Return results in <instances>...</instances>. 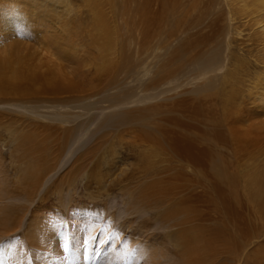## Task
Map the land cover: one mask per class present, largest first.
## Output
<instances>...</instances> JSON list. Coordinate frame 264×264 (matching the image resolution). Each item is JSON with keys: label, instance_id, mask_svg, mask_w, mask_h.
I'll return each mask as SVG.
<instances>
[{"label": "rangeland", "instance_id": "374dc122", "mask_svg": "<svg viewBox=\"0 0 264 264\" xmlns=\"http://www.w3.org/2000/svg\"><path fill=\"white\" fill-rule=\"evenodd\" d=\"M146 1L0 0V25L10 24L0 28V65L11 57L8 51H18L22 59L15 61V67L22 69L23 75L49 72L64 78V90L51 89L39 96L35 94L41 86L37 81L31 90L4 85L0 93V214H5L9 222L3 230L10 229L9 236L0 241L1 264H14L13 257L47 264L40 259L48 256L47 249L58 250V257L50 256L56 260L50 258L51 264H107L108 254L115 255L118 250L113 249L132 237L138 244L132 245L130 252L148 249L158 255L157 260L164 261L162 264H264V21L257 20L263 11L254 12L257 5L251 4L252 0H167V9L158 0ZM96 3L101 5L102 23L97 27L93 14ZM150 7L153 12L147 15ZM187 7L193 9L185 17L172 11ZM140 11H145L146 23ZM56 19L60 22L55 25L68 23L69 30L57 33L47 29V25L55 26L50 24ZM141 23L142 27L149 24L146 32ZM41 37L60 39L64 55L69 56L68 60L73 56L70 63ZM104 42H108L107 48L101 47ZM77 52H84L85 57L77 58ZM212 52L221 54L222 63L224 58L230 59L222 70L201 77L204 60ZM101 58L112 61V72L96 70ZM78 68L86 78L77 75L74 69ZM220 78L237 84L234 108H242L244 117L236 123L235 137L240 145L245 143L246 150L241 154L239 151L235 158L230 156L231 147H220L229 155L222 156L234 164L225 165L226 169L238 174L237 185L228 187L220 183L221 176L217 180L191 165L159 162L150 154L151 144L143 141L139 132L143 124L145 132L157 135L163 117L176 116L184 123L189 120L188 125L181 127L167 120L166 126L199 136L203 130L212 134L210 122L200 120L204 111L195 110L197 104L203 108L202 103L192 99L212 79ZM18 83L27 85L26 79ZM182 98L190 99L188 108L195 111L194 116L200 113L195 116L197 120L184 116L179 108L171 110L172 103ZM249 108L256 112H247ZM158 136L164 138L166 134ZM254 136L260 141L251 142L256 140H251ZM208 137L217 146L216 138ZM166 141L169 144L170 140ZM215 148L203 152L204 165L210 163L211 154L217 157ZM40 162L51 168L46 182L44 175L37 180L34 164ZM159 168L163 174L153 176ZM231 186L235 191L239 188L238 194L230 191ZM253 189L263 194L253 195L257 191ZM110 225L112 241L106 240L100 246L101 235L108 233ZM92 230L94 240L90 243L86 234L91 236ZM185 234L190 243H183ZM209 235L214 243L208 251L211 256L188 250L197 238L204 243ZM65 244L69 252L64 251ZM75 252L84 262L72 259ZM139 257L132 260L141 264ZM129 259L123 258L120 263L134 264ZM116 263L117 259L112 262Z\"/></svg>", "mask_w": 264, "mask_h": 264}, {"label": "bare ground", "instance_id": "6f19581e", "mask_svg": "<svg viewBox=\"0 0 264 264\" xmlns=\"http://www.w3.org/2000/svg\"><path fill=\"white\" fill-rule=\"evenodd\" d=\"M150 1H152V0H149V3H150ZM155 1V0H154ZM154 1H153V3H154ZM159 1V4L163 7V6H165V7H163V8H166V6H167V4H166V2H167V0H158ZM172 1H174V0H172ZM176 1H178V0H176ZM181 1V0H180ZM188 1V0H187ZM199 0H197V2H198ZM204 1V0H203ZM206 1V0H205ZM243 1H247V0H243ZM143 2H147L146 0H142V3ZM157 2V1H156ZM190 2V1H189ZM188 2V3H189ZM192 2H195V0L194 1H192ZM191 2V3H192ZM207 2V1H206ZM136 3V2H135ZM169 3H170V1H169ZM172 3V2H171ZM176 3V2H175ZM175 3H172V4H175ZM180 3V2H179ZM190 3V5L192 6L193 5V3L191 4ZM196 3V2H195ZM194 3V4H195ZM199 3V2H198ZM251 4H256L257 5V9H255L254 10V12H262L263 11V13L261 14V17L260 18H258L257 20L259 21V22H262V21H264V0H252V3ZM139 5V4H138ZM183 5V4H182ZM181 5V7H183ZM189 4H187V6H188ZM189 5V6H190ZM196 5H198V4H196ZM195 5V6H196ZM101 6V5H100ZM100 6L98 5V3H96V6H95V8L94 9H96V10H94L93 11V14H94V18H95V26L97 27V26H100L102 23H101V17H100ZM134 6V5H133ZM156 6H158L157 4H156ZM176 6L177 7H179L178 6V4L176 3ZM175 5H172V7H176ZM185 6V5H184ZM136 7V6H135ZM143 7H145V6H143ZM171 7V6H170ZM186 7V6H185ZM137 8V7H136ZM140 8V7H139ZM158 8H159V6H158ZM180 8V7H179ZM122 9H123V7H122ZM140 9H142V7L140 8ZM149 9H151V7L149 8ZM148 9V11H146V14L147 15H149V13H147V12H153L152 11V9H151V11ZM154 9H156V8H154ZM167 9V8H166ZM173 9V8H172ZM185 9V8H184ZM182 9V10H179V12H178V9H176V8H174V10H172V11H174L175 13H178L180 16H182V17H185L188 13H189V11H191V9H193V7H187V9ZM116 10V9H115ZM127 10V9H126ZM134 10H135V8H134ZM164 10V9H163ZM135 11H137V10H135ZM145 11H140L142 14H141V18L143 19H141L140 17V19L144 22V23H146V20H145ZM1 12V11H0ZM132 12V11H131ZM154 12H156V11H154ZM203 12V11H202ZM127 13H128V11H127ZM158 13V12H157ZM169 13V12H168ZM129 14V13H128ZM144 14V15H143ZM172 14V13H171ZM67 14H65V16H66ZM140 15V14H139ZM178 15V16H179ZM130 16V15H129ZM131 16H132V14H131ZM133 16H134V14H133ZM132 16V17H133ZM154 16H156V15H154ZM170 16V15H169ZM178 17V18H182V17ZM188 16V15H187ZM160 17H161V15H160ZM62 19L64 18L63 16L61 17ZM129 18H131V17H129ZM187 18V17H186ZM148 20L147 21H149L150 19H149V17L147 18ZM0 20H2V18L0 19ZM174 20V19H173ZM178 20V19H177ZM5 21V20H4ZM138 22H139V20H137ZM60 22V20L59 19H56L55 21H53V24L51 25L50 24V26H53V25H55L56 23H59ZM132 22H135V20L133 19V21ZM4 23H6V22H4ZM51 23V22H50ZM148 23V22H147ZM177 23L179 24V23H181L180 21H177ZM49 24V23H48ZM135 24V23H134ZM10 24H4L3 25V23H1V25H0V28L1 29H3L5 26H9ZM47 25V24H46ZM69 24L68 23H64V24H59V25H55V26H53V27H48V25L46 26L47 27V29L49 28L52 32L53 31H56V30H60L61 32H63L64 30L67 32L68 30H69ZM136 26V25H135ZM138 26V25H137ZM148 26H149V24H148ZM148 26L147 27H142V23L140 24V27H141V29L143 28V30H144V32H146V30H145V28H148ZM179 26V25H178ZM151 27V26H150ZM180 28V27H179ZM46 29V28H45ZM150 30H151V28H149ZM57 33H58V31H56ZM65 33V32H64ZM149 32H147L146 34H148ZM150 34V33H149ZM42 39H43V42H45V43H48L49 45H51V47H53V49H56L58 52H61L62 53V55H64V49L61 47V41H60V39H58V38H56V37H41ZM139 42H140V39H139ZM140 44H142V42L140 43ZM108 42H104L103 44H102V46L101 47H103V48H107L108 47ZM183 46L185 45V42L182 44ZM81 46V45H80ZM142 47V46H141ZM141 47L139 48V49H141ZM83 49V51L85 52V50H87L86 48H82ZM84 52H77L76 54H75V56L77 57V58H79V59H83L84 57H85V53ZM8 53H10L9 54V56H13L14 57V59H12L11 57H6V55H5V57H6V60L5 61H3V65H0V93L3 91V86L4 85H6V86H8V87H11V88H15V89H17V90H19V89H22V88H25V89H28V90H31V89H33V86H34V83H35V81H37V82H39V83H41V86L39 87V89L38 90H36L35 91V94H36V96L38 95H40V94H43V93H45L46 91H48V90H51V89H56V90H60V89H62V90H64V78L61 76V75H59V76H57V75H54V73H49V72H46V74H33V75H30V76H28V74H25V75H23L22 74V69H18V67L16 68L15 67V61H19L20 59H22V56L21 55H18V51H8L7 52V54ZM72 55V54H71ZM220 55L221 54H219V53H217V52H212V53H210L206 58H205V60H204V64H203V66H202V70L204 71V73L203 74H201L200 76L202 77H204L205 75H208V74H211V73H215V72H218V71H220V70H222V68H224V65L226 64V61H228L229 59H230V57H227V58H224L225 59V62H223L222 63V61L220 62ZM64 57H65V60H68V57L69 56H67V54L66 55H64ZM72 58H73V56H71V58L68 60V64L70 63V60H72ZM102 59V58H101ZM0 60H1V57H0ZM9 60H13V61H9ZM55 60L57 61V58H55ZM172 60V59H171ZM218 60H219V62H218ZM97 61V60H96ZM167 61V60H166ZM109 62H112V61H108V62H106L105 60H103L102 59V61L100 62L101 64H100V66H95L96 67V70L97 71H99V72H103V71H105V72H112V69H113V67L109 64ZM98 63V62H97ZM215 63H218V64H215ZM230 63V62H229ZM57 64V63H56ZM231 64V63H230ZM78 65V63L75 65V67ZM232 65V64H231ZM167 67V66H166ZM106 69V70H105ZM75 70V72L77 73V75L78 76H81L82 77V79H84V78H86V76L84 75V73L82 72V69L81 68H78V69H74ZM225 71V70H224ZM44 72V73H45ZM159 73V72H158ZM157 74V73H156ZM75 75V73H73L71 76H74ZM230 76H232V75H230ZM196 77H198V76H196ZM223 78V77H222ZM222 78H220V79H218V80H211L210 81V83H208L207 84V86H206V88H204V89H206V90H204L203 89V91H202V93H199V94H197L193 99H192V102H198L199 104L200 103H202L201 105H203V108H202V106H200V105H198L197 103H195V104H197V106H196V108H195V110H197L198 108H200L198 111H204V116L200 119V120H202V121H209L210 122V125L213 127L212 128V134H210V132L209 131H207V130H203V129H201V130H203V132L201 133V136H199V135H197L196 133H194V132H192V131H189V132H186V131H183V130H181V128L179 129V128H177V129H175V128H171V127H168V126H166V121L167 120H169L170 121V123H171V121H173V123L174 124H178V125H180L181 127H183V126H186V125H188V121L186 122V123H184V121H182V120H180L179 119V117H176V116H171V118L170 117H168V116H164L163 117V122L160 124L161 125V128L159 129V132L157 133V135H154L153 133L151 134V133H147V132H145L146 130H144V129H146V127L145 128H143L142 127V125H140L142 128H143V130L141 129V127L139 128V132L141 133L140 134V137H141V135H142V137H143V141H145V142H147V143H150L151 144V146H150V148H153L152 149V151L150 152V154L151 155H153L154 157H156L157 159H158V161L160 162V160H166V161H169V162H171V163H177V165H179V166H193L196 170H199V169H202V171H205V174L207 175V176H211L212 178H218V179H220L219 177L221 176L222 177V180L220 181V183H222V182H225L226 184H227V187L229 186V185H237V181H236V176L238 175L237 173H235L234 171H231V170H227L226 169V166H228V164H232V166H230V167H234V164L233 163H231V162H229L228 160H227V158L226 157H224V156H222L223 154L225 155V156H227L228 154H226V153H223L222 151H224V149H222V150H220V147L221 146H225V147H231V148H229L228 150L232 153V155H230V156H232V157H235V158H237L238 156H237V154H238V152L240 151V154H241V151L242 150H246L245 148H244V146H246L245 145V143L244 144H242V145H240L239 144V142L240 141H238V142H236L237 140V138L235 137L236 136V134L238 133V130H237V128H236V126H237V124L236 123H238V122H241V121H243L244 120V117H243V113H242V108H240L239 107V109L237 108V109H235L234 107H235V105L236 104H234L235 103V101H236V92H237V84L235 83V82H232V80H226V79H222ZM230 78V77H229ZM23 79H26V81H27V85H22L23 83H18V81H21V80H23ZM193 79V78H192ZM205 80H206V78H204ZM160 82V81H159ZM157 83V82H156ZM25 86V87H24ZM195 88H198V87H195ZM179 89V88H178ZM169 90V89H168ZM170 91V90H169ZM197 91V90H196ZM164 92V91H163ZM201 92V91H200ZM32 93H33V91H32ZM180 94V93H179ZM196 94V93H195ZM160 98V97H159ZM44 100V99H43ZM189 100L190 99H185V98H182V99H180L179 101H175V102H173L172 103V105H171V107L170 106H168V107H170L171 108V110H175V109H177V108H179V109H181V111H182V114L184 115V116H186V117H189V118H192V119H194V120H197V118L195 117V116H200V113H195V116L192 114V113H194V112H192L189 108H188V102H189ZM180 101H182V103H180ZM159 108V107H158ZM244 109V108H243ZM168 110V109H167ZM194 110V109H193ZM186 111H188L189 113H185ZM250 111H253V112H256V110H254V109H251V108H249L248 110H247V112H250ZM149 112V111H148ZM144 113V112H143ZM154 113V112H153ZM252 113V112H251ZM126 114V113H125ZM257 114V113H256ZM249 115V114H248ZM254 115H255V113H254ZM258 115V114H257ZM247 116V115H246ZM253 116V115H252ZM191 120V119H190ZM62 121L64 122V120L62 119ZM200 122V121H199ZM264 123V122H263ZM261 124V123H260ZM159 125V124H158ZM191 125V127H192V124H190ZM157 126V125H156ZM208 126V125H207ZM258 126H260V125H258ZM160 127V126H159ZM173 127V126H172ZM45 128V127H44ZM49 127H47L46 126V128H45V130H47ZM62 128V127H61ZM187 128V127H186ZM156 129V128H155ZM197 129H198V131H199V128L197 127ZM191 130V129H190ZM63 131V130H62ZM191 132V133H190ZM199 132H201V131H199ZM160 133H163L164 134V136H165V134H166V136L164 137V138H161V137H159L158 136V134H160ZM239 133H241V134H245V133H243V132H239ZM210 135H212V136H214L215 138H216V143L217 144H215V145H217V146H213L212 145V143H211V141H209L210 139H209V137L208 136H210ZM258 135V134H257ZM35 136V135H34ZM243 136V135H242ZM245 137V136H244ZM242 138V137H241ZM249 139H250V137H248ZM256 139V140H253V141H251L252 139ZM145 139V140H144ZM166 139L167 140H170L169 141V144H168V142L166 141ZM142 140V139H141ZM205 140H208V141H205ZM251 142H254V141H260V139L258 138V137H256V136H254L253 138H251ZM246 143H248V139H246V140H244ZM42 142V141H41ZM208 142H210V147H208ZM236 143V144H235ZM258 143V142H257ZM152 144H153V146H152ZM165 144H167V147H165ZM148 145V144H147ZM199 145H202L203 147L202 148H199ZM239 146V147H238ZM243 146V148H241ZM214 147H216L215 148V150L217 151V157H215L214 158V156H215V154H214V156H212V154H211V156L208 158L209 160H210V163H206L205 165L203 164V163H205L206 161H205V158H204V156H203V152H205L208 148H210V149H214ZM35 148H36V146H35ZM198 148H199V150H198ZM59 150V149H58ZM71 150V149H70ZM228 150L226 151L227 153H229L228 152ZM214 153V152H213ZM150 154H143V156H150ZM139 155V154H138ZM41 156V155H40ZM209 155H207L206 156V158L208 157ZM229 156V155H228ZM36 158V157H35ZM230 158V157H229ZM37 160V159H36ZM38 162V161H37ZM42 162H40V163H35L34 164V166H35V168H34V170H36L37 171V174H38V178H37V180H38V182H39V178H41L43 175H44V178H45V181L44 182H46L47 180V176H48V172L50 171L49 169H51V168H47L48 166H46V165H44V164H41ZM46 163V162H45ZM38 164V165H37ZM39 164H40V166H39ZM226 165V166H225ZM33 166V167H34ZM142 166V165H141ZM162 165H160V167H161ZM159 167V166H158ZM203 167H205V169H203ZM144 170V169H143ZM153 171V170H152ZM246 171V170H245ZM151 173V172H150ZM153 174V176H159L160 174H163L162 173V170L159 168V169H155L153 172H152ZM240 173V172H239ZM36 174V175H37ZM24 175H25V173H24ZM35 175V176H36ZM150 175V174H149ZM51 176V175H50ZM49 176V177H50ZM151 176V175H150ZM149 176V177H150ZM161 178H162V176H161ZM217 179V180H218ZM204 180H205V178H204ZM252 180V179H251ZM35 181H36V179H35ZM165 181V180H164ZM208 181V180H207ZM248 182V181H247ZM158 183V182H157ZM160 183V182H159ZM209 183V182H208ZM41 184V183H40ZM167 184V183H166ZM215 184H217V183H215ZM219 184V183H218ZM223 184V183H222ZM202 185V184H201ZM210 185V184H209ZM213 185V184H212ZM147 186V185H146ZM153 186V185H152ZM152 186H149L150 188L152 187ZM161 186V185H160ZM215 186V185H214ZM218 186V185H217ZM233 186H231L232 188L230 189V191L234 194H238V192H239V188H238V190H236L235 191V189L233 188ZM213 187V186H212ZM216 187V186H215ZM219 187H220V184H219ZM146 188V187H145ZM144 188V189H145ZM160 188V187H159ZM202 188V187H201ZM147 189V188H146ZM152 189V188H151ZM225 189V188H224ZM224 189H222V191H224ZM227 189H229V188H227ZM150 189H148V191H149ZM163 190V189H162ZM255 190H257L256 191V193L255 194H253V193H251V194H253V195H255V196H261V194H263V192L261 193V191L262 190H260V189H253V191H255ZM156 191H158V189H156ZM156 191H153V192H155V193H157V196H158V192H156ZM184 191V190H183ZM214 191V190H213ZM217 191V190H216ZM225 191L227 192V190L225 189ZM224 191V192H225ZM145 192V191H144ZM150 192V191H149ZM202 192V191H201ZM220 192H221V190H220ZM247 192H252V190H247ZM168 193V192H167ZM191 193V192H190ZM150 194V193H149ZM161 194V193H160ZM163 194H166L165 192L163 193ZM170 194V193H169ZM200 193H198V195H199ZM222 194V193H221ZM4 195V194H3ZM176 195H178V194H175L174 196H176ZM220 195V194H219ZM223 195V194H222ZM221 195V196H222ZM141 196V195H140ZM151 196V195H150ZM157 196H155V197H157ZM161 196V195H160ZM166 196V195H165ZM169 196V195H168ZM173 196V197H174ZM190 196V195H189ZM231 196V195H230ZM0 197H1V195H0ZM202 197V196H201ZM225 197V196H224ZM228 197V196H227ZM3 198V197H2ZM185 198H186V196H185ZM212 198V197H211ZM211 198H209L210 199V201H212L211 200ZM156 199V198H155ZM184 199V198H183ZM182 199V200H183ZM187 199V198H186ZM189 199H190V197H189ZM136 200V199H135ZM141 200H143V198L141 199ZM148 201V200H147ZM146 201V202H147ZM154 201V200H153ZM158 201V200H157ZM156 201V202H157ZM149 202V201H148ZM179 202H181V201H179ZM206 202H207V200H206ZM222 202H224L223 201V199H222ZM138 203V202H137ZM173 203V202H172ZM208 203V202H207ZM225 203V202H224ZM159 204V203H158ZM193 204V203H192ZM208 204H212V203H208ZM214 204V203H213ZM164 205V204H163ZM188 205V204H187ZM191 205V204H190ZM215 205V204H214ZM143 206V205H142ZM176 206H177V203H176ZM175 207V206H174ZM1 208V207H0ZM166 208V207H165ZM142 209V208H141ZM176 209V208H175ZM178 209V208H177ZM176 209V210H177ZM182 209V208H181ZM162 210V209H161ZM164 211V210H163ZM163 211H162V213H163ZM167 211V209H165V212ZM189 211V210H188ZM200 211V210H199ZM3 213V212H2ZM184 213H187L186 211L184 212ZM158 214H160L159 212H158ZM197 214V213H196ZM207 214V213H206ZM185 215V214H184ZM193 215H194V213H193ZM159 216V215H158ZM166 216V215H165ZM197 216H199V215H197ZM6 216H5V214H0V241L3 239V238H7L8 236H9V234H10V229H8L7 231H6V229H4L3 230V226H5L6 225V227L8 226V223H7V220L8 219H6L5 218ZM160 217V216H159ZM191 217V216H190ZM190 217H188V218H190ZM193 217H195V216H193ZM193 217H191L192 219H193ZM200 217H202V216H200ZM203 218V217H202ZM164 219H165V217H164ZM171 219V222H172V220L174 219H172V217L170 218ZM183 219V218H182ZM212 219V218H211ZM10 220V219H9ZM161 220V219H160ZM183 220H186V219H183ZM175 221V220H174ZM173 221V222H174ZM177 221V220H176ZM175 221V223L177 224V223H179V222H176ZM181 221V220H180ZM198 221V220H197ZM202 221V220H201ZM205 221V220H204ZM156 222V221H155ZM182 223H183V221H181ZM186 222V221H185ZM184 222V223H185ZM193 222V225H194V222L195 221H192ZM170 223V222H169ZM168 223V224H169ZM174 223V224H175ZM182 223H180L181 225H182ZM196 223V222H195ZM201 223V222H200ZM171 224V223H170ZM188 224V223H187ZM190 224V223H189ZM198 224V223H197ZM166 225V224H165ZM173 225V224H172ZM171 225V226H172ZM178 225V224H177ZM184 225H186V224H184ZM191 225V224H190ZM203 225H204V223H203ZM173 226H175V225H173ZM187 226H189V225H187ZM9 227V226H8ZM109 227H111V225L109 226ZM125 227V226H124ZM136 227V226H135ZM139 227V226H138ZM186 227V226H185ZM191 227V226H190ZM201 227H202V224H201ZM170 228V227H169ZM181 228V227H180ZM207 228V230L208 229H210V228H208V226L206 227ZM205 228V229H206ZM119 229V228H118ZM132 229V228H131ZM140 229V228H139ZM145 229V228H144ZM186 229H188L187 227H186ZM185 229V230H186ZM203 229H204V227H203ZM95 230V229H94ZM94 230H92V234H91V236L89 237V236H87L88 234H86V239H89V241H90V243H93V240H94V235H93V231ZM106 229H104L103 231H105ZM109 231H108V233L107 234H105V232L101 235V241L98 243L100 246H101V244H103L104 242H106V240H110V241H112V239H111V234H110V231L112 230V227L111 228H109L108 229ZM182 230V229H181ZM190 231H191V229H189ZM198 230H200V229H198ZM197 230V231H198ZM123 231V230H122ZM183 231V230H182ZM203 231V230H202ZM202 231H200V235L199 236H202L201 235V232ZM205 231V230H204ZM213 231V230H212ZM212 231H211V233H212ZM70 232V231H69ZM88 232V231H87ZM89 232H91V230L89 231ZM131 232V231H130ZM132 232H133V230H132ZM140 232V231H139ZM176 232V231H175ZM178 232V231H177ZM180 232V231H179ZM210 232V231H209ZM214 232V231H213ZM121 233V232H120ZM203 233H205V232H203ZM76 234V233H75ZM90 234V233H89ZM110 234V235H109ZM131 234V233H130ZM171 234V233H170ZM189 234V233H188ZM188 234L186 235L185 234V236H184V240H183V243L184 242H189V241H191V239L189 240H187V238L189 237L188 236ZM195 234V233H194ZM118 235V234H117ZM120 235V234H119ZM132 236H133V234H131ZM212 235L214 236V233H212ZM218 235H219V233H218ZM85 236V235H84ZM138 236H141V235H138ZM137 236V237H138ZM143 236V235H142ZM179 236V235H178ZM186 236H188L187 238H186ZM197 236V235H196ZM213 236H211V235H209V237H205V238H207V240L204 238V236L202 237V239L204 238V243H202V242H200L199 243V241H200V239L199 238H197V240H196V242L197 243H195L194 245H192L191 247H190V249H188V250H193V251H196L197 253L196 254H203V256H204V254H205V252H206V254L207 253H209L210 252V248H211V245L212 244H214L213 243V239H212V237ZM226 236V234L224 235V237ZM81 237V236H80ZM89 237V238H88ZM117 237V236H116ZM136 237V236H135ZM198 237V236H197ZM124 238V237H123ZM139 238V237H138ZM191 238V237H190ZM193 238V237H192ZM201 238V237H200ZM215 238V237H214ZM217 238V237H216ZM228 238V237H227ZM231 238V237H230ZM76 239V238H75ZM130 239V238H129ZM137 238H133L132 237V239L130 240V242H127V239L125 240V242L122 244V246H123V248L121 249V247L120 246H116V247H118V249L115 247L114 249H113V251L116 249V250H118V252L114 255V254H112V252L111 253H107L108 254V260L106 261L107 262V264H112V262H114V260L115 259H117V263L116 264H121L120 262H122V260H123V258H126V260L128 259V258H130L131 259V261H132V263H134V264H136V261H138V260H132L133 259V257H136V259H138V257H139V252H142L141 254H142V257H139V258H141L142 259V263L141 264H162V263H164V261H160V260H157L158 259V255L156 256V254L154 253V252H150V250H146V249H139L138 248V250L137 251H134L133 250V252H130V250H131V248H132V245H137L138 243H136V240ZM140 239V238H139ZM153 239V238H152ZM176 239V238H175ZM97 240V239H96ZM223 240L225 241V239L223 238ZM71 241V240H70ZM73 241L74 240H72V242L71 243H73ZM138 241V240H137ZM175 241V240H174ZM194 241V240H193ZM231 241V240H230ZM142 242H144V241H142ZM155 242V241H154ZM232 242V241H231ZM131 244V245H128V244ZM147 243V242H146ZM190 243V242H189ZM194 242H192V244H193ZM212 243V244H211ZM143 244V243H142ZM145 244V243H144ZM187 244V243H186ZM211 244V245H210ZM93 245V244H92ZM180 245H182V244H180ZM240 245V244H239ZM141 246V245H140ZM185 246V245H184ZM187 246V245H186ZM185 246V247H186ZM77 247V246H76ZM137 247V246H136ZM148 247V246H147ZM155 247V246H154ZM157 247V246H156ZM182 248L181 249H183L184 247L183 246H181ZM238 247V246H237ZM113 248V247H112ZM111 248V249H112ZM151 247L149 246V249H150ZM159 248V247H158ZM189 248V247H188ZM221 248V247H220ZM74 249V248H73ZM77 249V248H76ZM88 249H89V246H88ZM110 249V248H109ZM218 249V248H217ZM232 249V248H231ZM241 249V248H240ZM239 249V250H240ZM211 250H212V248H211ZM184 251H186V248H185V250ZM209 251V252H208ZM214 251V250H213ZM220 251V250H219ZM47 254H48V256H42L40 259L43 261V262H47V264H51V262H53L54 260V258H52V257H50V256H55V254L58 252V250H54V249H47ZM95 252V251H94ZM188 252V251H187ZM212 252V251H211ZM216 252H217V250H216ZM77 252H75L73 255H72V259H80V254L78 255V257H77V254H76ZM137 253V254H136ZM213 253V252H212ZM136 255V256H133V255ZM165 254V253H164ZM181 254V253H180ZM189 254H190V252H189ZM210 254V253H209ZM209 254H207V255H209ZM213 254H215V253H213ZM219 255H220V253H218ZM57 255V254H56ZM93 255H95V254H93ZM187 255H188V253H187ZM187 255H186V257H187ZM194 255V254H193ZM192 255V256H193ZM198 255V256H199ZM212 254H210V256H211ZM197 255H196V258L198 257ZM200 256H202V255H200ZM31 258H32V256H30ZM56 257H58V255L56 256ZM55 257V258H56ZM161 257V256H160ZM160 257H159V259H160ZM162 257H163V255H162ZM180 257V256H179ZM208 257V256H207ZM206 257V258H207ZM214 257H216V256H214L213 255V258ZM237 257V256H236ZM50 258H52V260L53 261H51V259ZM193 258V257H192ZM229 258H230V256H229ZM13 259H15V260H13V263L14 264H36V262L37 261H33V260H23V259H21V258H18V259H16L15 257H13ZM34 259V258H33ZM76 259V260H77ZM83 259V258H82ZM82 259H80V261L82 262L83 260ZM93 259V258H92ZM129 259V260H130ZM180 259V258H179ZM179 259H178V262H179ZM185 259V258H184ZM183 259V260H184ZM202 259V258H201ZM211 259V258H210ZM210 259H209V261H210ZM35 260V259H34ZM173 260V259H172ZM196 260V259H195ZM200 260V259H199ZM233 260V259H232ZM56 261V260H55ZM54 261V262H55ZM143 261H144V263H143ZM187 261V260H186ZM214 261V260H213ZM84 262V261H83ZM105 262V263H106ZM182 262V261H181ZM180 262V263H181ZM238 262V261H237ZM2 263V261L0 262V264ZM140 263V262H139ZM184 263V262H183ZM186 263V262H185ZM189 264H190V262H188ZM195 263V262H194ZM193 263V264H194ZM201 263V262H200ZM3 264H5V262L3 263ZM78 264V263H77ZM167 264V263H166ZM233 264V263H232ZM240 264V263H239Z\"/></svg>", "mask_w": 264, "mask_h": 264}, {"label": "snow or ice", "instance_id": "6c2138e0", "mask_svg": "<svg viewBox=\"0 0 264 264\" xmlns=\"http://www.w3.org/2000/svg\"><path fill=\"white\" fill-rule=\"evenodd\" d=\"M64 251H65V252H69V251H70V249H69V247H68L67 244L64 245Z\"/></svg>", "mask_w": 264, "mask_h": 264}]
</instances>
